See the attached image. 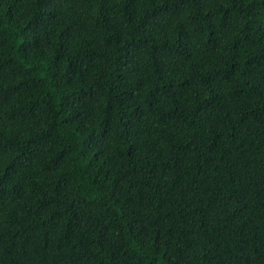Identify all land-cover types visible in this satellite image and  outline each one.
<instances>
[{
    "label": "trees",
    "instance_id": "16d2710c",
    "mask_svg": "<svg viewBox=\"0 0 264 264\" xmlns=\"http://www.w3.org/2000/svg\"><path fill=\"white\" fill-rule=\"evenodd\" d=\"M0 264H264V0H0Z\"/></svg>",
    "mask_w": 264,
    "mask_h": 264
}]
</instances>
